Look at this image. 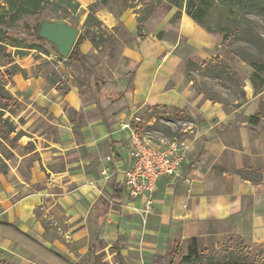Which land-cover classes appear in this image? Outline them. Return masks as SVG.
<instances>
[{
    "label": "crops",
    "instance_id": "crops-1",
    "mask_svg": "<svg viewBox=\"0 0 264 264\" xmlns=\"http://www.w3.org/2000/svg\"><path fill=\"white\" fill-rule=\"evenodd\" d=\"M100 12L109 27L119 22L112 12L104 8ZM126 20L123 24L135 31V20ZM147 30L145 37L134 35L133 46L123 49L133 66L128 98L139 108L172 105L197 118L180 140L187 153L181 172L190 181L160 178L150 212H145L143 198L129 200L121 175L130 164L129 137L120 130V123L137 110L127 108L103 120L98 103L84 100L70 74L62 73L68 83L65 93L55 86L39 92L36 85L31 92L38 107L54 114L64 167L51 172L47 183L41 182L43 173L35 170L28 184L10 181L8 172L1 173L0 261L76 262L57 239L42 236L35 213L39 206L53 215L60 210L78 251L104 253L102 261L108 264H118L117 252L122 264H154L155 258L167 256L175 245L176 253L182 248L187 252L192 238L206 252L215 251L231 235L264 246V128L250 124L253 115L242 107L226 111L221 103L200 99L187 87L179 59L216 53L215 39L196 21L182 11L176 31L161 36L155 27ZM90 48L84 40L80 50ZM33 83L42 85L36 79ZM123 96L116 93L111 101ZM108 164L112 171L106 177L111 179L96 181L101 167ZM243 169L248 171L246 176L237 172ZM38 181L42 186L37 190L19 193L24 185ZM91 233L97 243L89 240ZM70 253L71 259L66 255Z\"/></svg>",
    "mask_w": 264,
    "mask_h": 264
},
{
    "label": "rangeland",
    "instance_id": "rangeland-1",
    "mask_svg": "<svg viewBox=\"0 0 264 264\" xmlns=\"http://www.w3.org/2000/svg\"><path fill=\"white\" fill-rule=\"evenodd\" d=\"M53 1L50 0L45 4L43 13L24 14L10 25L0 26L13 38L30 45L41 44L46 51L25 48L19 51L21 53H17V48L12 45H6L0 50L2 54H9L12 60L11 63H5L6 60L0 56L2 70L11 68L15 64L25 71V76L21 73L14 74L2 89L3 92L13 97L12 102L3 108L2 116L3 118L8 117L16 126L14 133L9 137L12 138L15 133L20 134L13 143L11 140H4L0 144V159L7 166L8 180L15 183L23 180L28 184L35 170L43 173L41 182L47 183L53 176L51 172L64 167L63 156L60 155L59 150L61 132L53 122L54 114L38 107V102L31 92L35 85L39 92L40 90L47 92L54 87L50 78L55 74L60 79H62V73L70 74L84 100H94L98 103V111L103 120L113 117L121 110L135 109L143 119L141 132L153 144L181 140L185 137L190 123L195 124L197 120L196 117H191L187 110H175L172 105L142 106L141 108L132 105L128 95L132 88L131 70L133 66L127 55H123V49L128 46L132 47L135 40L134 35L139 34L137 32L138 18H143L144 28L140 30L141 33H147V27H155V30H161L160 33L163 36L177 30L179 23V18L176 17L177 12L181 13L184 8L178 9L174 6L172 11L171 5L165 0H108L107 7L99 4L94 6L95 0H72L78 4V8L73 10L66 3H61L59 0ZM0 3L4 4L2 0ZM103 8L112 12L116 19L120 17L119 22L115 24L114 31L111 29L112 26L109 27L101 18L100 9ZM91 9L101 20V24L94 21L95 26L88 28L84 20ZM2 11L0 9V12ZM118 13L121 14L117 17ZM195 13L199 20L196 22L215 39L216 53L208 57L201 52L199 55L189 54L179 59L187 87L192 89L194 96H199L200 99L221 103L226 111L242 107L252 115H257L259 117L257 127L264 128V72L255 73L249 66V62L254 61L264 64V6L252 9L240 23L238 22L241 18L240 13L235 8L222 5L217 0H200ZM169 14L171 16L168 19ZM127 17L135 20V31L133 32L127 28L125 23L123 24V20L128 23ZM42 18L62 19L78 27L79 34H87L101 43L97 48L90 43L92 48L87 52L80 50L81 44L78 60L70 61L67 67L54 45L47 40H37L33 36ZM85 41L90 42L88 39ZM213 57H218L221 61L211 59ZM223 64H227L230 70L222 71ZM26 78L31 82L27 80L25 82ZM34 79L42 85L34 84ZM95 81L104 82L98 93L94 89ZM27 83H30V88ZM120 92H123L124 96L112 102L111 99ZM149 119L150 122L147 124L146 121ZM73 132L77 133V130ZM108 159L107 156L106 161ZM109 171H112L111 166L103 165L96 181L108 182L111 179L106 177ZM2 184L0 180V188ZM41 186L39 181L28 187L24 185L23 190L19 188L21 190L19 193L33 192ZM35 213L40 217L42 236L45 239H57L74 254L76 262L91 264L94 258L92 251L84 253L82 250L78 251V247L66 229L67 222L64 221L60 210L53 215L50 210L46 211L45 208L39 206L36 207ZM94 236L91 233L89 240L97 243ZM229 238H232L233 242H239V237L236 235H231ZM241 244L248 247L250 252L262 253L264 257V246L244 240ZM185 254L186 251L182 248L172 257V261L167 257L165 264H180V259ZM66 255L72 258L71 253Z\"/></svg>",
    "mask_w": 264,
    "mask_h": 264
},
{
    "label": "trees",
    "instance_id": "trees-1",
    "mask_svg": "<svg viewBox=\"0 0 264 264\" xmlns=\"http://www.w3.org/2000/svg\"><path fill=\"white\" fill-rule=\"evenodd\" d=\"M61 3H66L67 6H71L73 10H76L77 2H72V0H59ZM107 1L108 0H95L94 6L96 4L101 5L102 7H107ZM169 4H172L173 6L177 7L178 9L184 8V12L191 17L194 21L199 22L198 17H196V9L198 7V2L200 0H165ZM222 5H226L232 8H235L237 12L240 13L241 18H239L238 22L242 20V18L245 19V16L247 13L252 11V9H257L260 6H264V0H217ZM4 4L0 3V9L3 10L0 12V26L1 25H7L10 23L15 22L18 20L21 16L24 14H30L35 15L39 13L44 12V6L45 4L49 3L50 0H2ZM52 2H54L52 0ZM51 2V3H52ZM74 3V4H71ZM121 14V13H120ZM120 14H116V16H120ZM180 12H177V18H179ZM45 19V18H42ZM41 19V20H42ZM54 19V18H53ZM49 19V20H53ZM143 18H138V28L137 32L139 33L140 37H145L144 33H141V29L144 28L142 25ZM40 21V20H39ZM85 25H87L88 28L95 26L93 22L97 21L98 24H101V20H99L95 14L93 13V10L91 9L89 13L87 14L85 18ZM40 24V23H39ZM39 24L36 27V31L33 32V36L37 40H46L42 37L37 36V31L39 28ZM116 26H112L111 29L114 31ZM212 34L214 32L210 31ZM102 36L104 34H101ZM88 39L92 46L94 48H97L100 45V41L95 40L93 37L87 35V34H79V37L77 38L72 51L68 54V57L65 59L60 57L63 60V63L69 67L70 61H76L79 58L80 50L79 47L82 44L84 40ZM6 45H12L17 48V53H21L19 51H22L21 49L25 48H32L37 49L39 51H45V49L40 45H30L27 42H24L22 40H19L17 38H13L10 36L6 31H4L0 27V50L4 49ZM46 52V51H45ZM0 56L6 60L5 63H11L12 60L9 58V54H2L0 52ZM211 59L218 60L219 62L221 59L218 57H213ZM190 62V61H189ZM249 66L252 68V71L255 73L264 72V64L258 63V62H249ZM229 67L227 64L222 65V71H229ZM16 73H21L23 76H25V71L23 68H21L18 65L13 64L11 68H6L4 70L0 67V144L3 143L4 140H11V143L14 142V140L19 138L18 133H15L14 136L11 138L9 137L10 134L14 133L16 126L14 123H12L8 117L3 118L4 109L6 108L13 100V97L9 95L6 92H3V87L9 82L12 78V76ZM50 82L55 86V88L60 91L61 93H65L68 90V83L64 79H60L58 75H53L50 78ZM103 81H95L94 88L96 91H98L101 87ZM64 86V89H63ZM173 109H178L174 107ZM250 124L256 125L259 122V117L251 116L249 119ZM7 166L5 165V162L0 159V173H6L7 172ZM240 175L246 176L248 174L247 170H238ZM239 242H233V239L229 238L226 242H224L222 245H219L215 251L206 252L201 251L198 249V246L196 245L195 238H192L188 247V250L185 255L181 257L180 264H264V257L263 254H254L250 252L248 247L242 246V238H238ZM177 246L175 245L173 250L170 251L167 256H161L155 258L154 264H165L166 258L168 257L169 260L172 259L175 254H177ZM111 250V248H110ZM104 256V253L95 254L94 258L91 262V264H108L106 261H102ZM118 264H122L121 257L119 255V252L116 253V256L114 257ZM172 261V260H171ZM0 264H9L6 261H0ZM72 264V263H67ZM74 264H81L78 262H75Z\"/></svg>",
    "mask_w": 264,
    "mask_h": 264
},
{
    "label": "built area",
    "instance_id": "built-area-1",
    "mask_svg": "<svg viewBox=\"0 0 264 264\" xmlns=\"http://www.w3.org/2000/svg\"><path fill=\"white\" fill-rule=\"evenodd\" d=\"M142 122L143 119L134 112L120 123V130L129 137L127 154L130 162L128 167L121 170V175L128 199L136 201L143 198L145 212H150L160 178H182L186 183L190 179L181 172L187 158L184 143L171 140L153 144L141 132Z\"/></svg>",
    "mask_w": 264,
    "mask_h": 264
},
{
    "label": "water",
    "instance_id": "water-1",
    "mask_svg": "<svg viewBox=\"0 0 264 264\" xmlns=\"http://www.w3.org/2000/svg\"><path fill=\"white\" fill-rule=\"evenodd\" d=\"M39 23L37 36L54 45L55 50L62 58L68 57L79 37L78 27L66 23L62 19H42Z\"/></svg>",
    "mask_w": 264,
    "mask_h": 264
}]
</instances>
